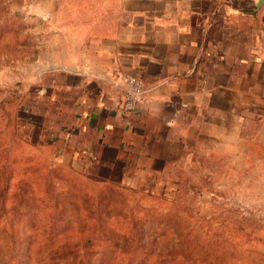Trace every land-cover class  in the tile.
Masks as SVG:
<instances>
[{"label": "rangeland", "instance_id": "1", "mask_svg": "<svg viewBox=\"0 0 264 264\" xmlns=\"http://www.w3.org/2000/svg\"><path fill=\"white\" fill-rule=\"evenodd\" d=\"M65 1L0 0V264H264V92L152 170L79 166L41 119Z\"/></svg>", "mask_w": 264, "mask_h": 264}, {"label": "crops", "instance_id": "2", "mask_svg": "<svg viewBox=\"0 0 264 264\" xmlns=\"http://www.w3.org/2000/svg\"><path fill=\"white\" fill-rule=\"evenodd\" d=\"M64 3L54 32L66 46L41 77V119L79 166L113 179L125 166L133 176L152 170L222 105L262 103L264 0ZM126 76L146 86L130 113L121 109Z\"/></svg>", "mask_w": 264, "mask_h": 264}, {"label": "built area", "instance_id": "3", "mask_svg": "<svg viewBox=\"0 0 264 264\" xmlns=\"http://www.w3.org/2000/svg\"><path fill=\"white\" fill-rule=\"evenodd\" d=\"M124 92L121 102V109L130 113L137 110L143 102L146 86L142 79L136 76H126L123 79Z\"/></svg>", "mask_w": 264, "mask_h": 264}]
</instances>
